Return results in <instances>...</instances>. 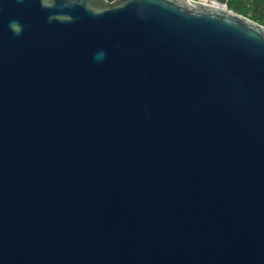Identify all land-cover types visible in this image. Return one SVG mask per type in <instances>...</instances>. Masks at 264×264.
Listing matches in <instances>:
<instances>
[{
	"label": "water",
	"instance_id": "water-1",
	"mask_svg": "<svg viewBox=\"0 0 264 264\" xmlns=\"http://www.w3.org/2000/svg\"><path fill=\"white\" fill-rule=\"evenodd\" d=\"M0 264H264V24L0 0Z\"/></svg>",
	"mask_w": 264,
	"mask_h": 264
},
{
	"label": "trees",
	"instance_id": "trees-1",
	"mask_svg": "<svg viewBox=\"0 0 264 264\" xmlns=\"http://www.w3.org/2000/svg\"><path fill=\"white\" fill-rule=\"evenodd\" d=\"M228 7L264 24V0H220Z\"/></svg>",
	"mask_w": 264,
	"mask_h": 264
},
{
	"label": "built area",
	"instance_id": "built-area-1",
	"mask_svg": "<svg viewBox=\"0 0 264 264\" xmlns=\"http://www.w3.org/2000/svg\"><path fill=\"white\" fill-rule=\"evenodd\" d=\"M203 1L213 2V3H219L222 6L228 7V3L227 2H223V1H220V0H203Z\"/></svg>",
	"mask_w": 264,
	"mask_h": 264
}]
</instances>
